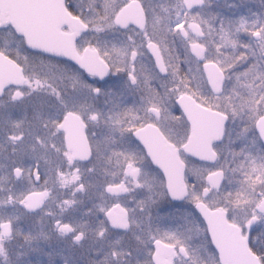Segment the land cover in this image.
Masks as SVG:
<instances>
[{"label": "snow or ice", "instance_id": "obj_1", "mask_svg": "<svg viewBox=\"0 0 264 264\" xmlns=\"http://www.w3.org/2000/svg\"><path fill=\"white\" fill-rule=\"evenodd\" d=\"M204 4L58 0L35 40L0 25V241L40 213L77 245L120 234L89 264H264V23L233 39ZM85 204L94 228L64 219Z\"/></svg>", "mask_w": 264, "mask_h": 264}, {"label": "flooded vegetation", "instance_id": "obj_2", "mask_svg": "<svg viewBox=\"0 0 264 264\" xmlns=\"http://www.w3.org/2000/svg\"><path fill=\"white\" fill-rule=\"evenodd\" d=\"M220 0H205V5H216ZM245 1V0H244ZM25 8L22 16H14L19 10L3 6L0 3V25H8L19 31L15 23H20L25 31V37L35 40L38 35L50 32L53 23L60 17L61 13L57 7L58 0H24ZM203 9V8H202ZM201 9V10H202ZM212 12L219 15L220 10L210 8ZM205 16V14L202 16ZM264 16V15H263ZM257 20L259 24L264 23ZM14 47L12 37L9 33L0 31V48ZM4 183V181H0ZM87 204L78 206L77 210L64 219H71L73 222H87L85 227H95L96 220L91 215H85L84 209ZM179 207V205H175ZM55 211V206L53 205ZM113 216L119 218L120 213L114 212ZM39 217V219H38ZM52 217L42 216L40 213L32 215L28 219L19 221L20 234L12 233L10 238L0 241V264H89L93 259H100V256H93V249L104 248L107 250L109 242L117 240L119 233L106 235L103 240L95 238L93 232H86L85 239L79 245L72 243L69 236L61 237L52 228ZM28 236L29 239H25ZM128 240L127 233L119 246Z\"/></svg>", "mask_w": 264, "mask_h": 264}, {"label": "rangeland", "instance_id": "obj_3", "mask_svg": "<svg viewBox=\"0 0 264 264\" xmlns=\"http://www.w3.org/2000/svg\"><path fill=\"white\" fill-rule=\"evenodd\" d=\"M210 8L220 10L219 15L212 12L214 10H209ZM201 17L205 14L203 19L207 20L208 23L219 30L221 22H224V26L227 28L231 38L238 39L240 41H248L249 37L247 31H241L240 21L241 18L244 21V29L251 30L253 28H259L263 21L264 15V0H220L216 5H211L210 3L205 5L200 11ZM259 20V22L257 21ZM255 21V24L253 23ZM215 39V37H213ZM231 52V49H227Z\"/></svg>", "mask_w": 264, "mask_h": 264}, {"label": "water", "instance_id": "obj_4", "mask_svg": "<svg viewBox=\"0 0 264 264\" xmlns=\"http://www.w3.org/2000/svg\"><path fill=\"white\" fill-rule=\"evenodd\" d=\"M0 3L3 6H7L10 8H14L18 10L14 16H22L23 15V9L25 8V2L24 0H0ZM16 28L25 35V31L23 30V26L20 23H15ZM161 158H163V154H161Z\"/></svg>", "mask_w": 264, "mask_h": 264}]
</instances>
